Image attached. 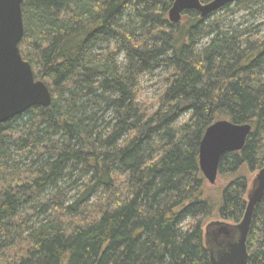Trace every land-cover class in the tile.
<instances>
[{
	"label": "trees",
	"instance_id": "1",
	"mask_svg": "<svg viewBox=\"0 0 264 264\" xmlns=\"http://www.w3.org/2000/svg\"><path fill=\"white\" fill-rule=\"evenodd\" d=\"M173 2H23L20 52L52 101L0 123V264H211L206 222L242 220L264 167V0L179 23ZM224 119L252 130L211 193L199 147ZM247 248L264 264V195Z\"/></svg>",
	"mask_w": 264,
	"mask_h": 264
},
{
	"label": "water",
	"instance_id": "2",
	"mask_svg": "<svg viewBox=\"0 0 264 264\" xmlns=\"http://www.w3.org/2000/svg\"><path fill=\"white\" fill-rule=\"evenodd\" d=\"M25 0H0V123L24 113L32 106H49V86L37 80L31 64L20 52L25 33L22 4ZM235 0H174L169 21L179 23L187 10H197L202 18ZM252 130L248 123L218 120L205 131L199 147V165L205 179L215 184L219 164L227 152L240 151ZM264 195V167L258 170L247 192V206L242 220L229 223L211 221L205 227V243L211 264H249L247 238L256 205Z\"/></svg>",
	"mask_w": 264,
	"mask_h": 264
},
{
	"label": "rangeland",
	"instance_id": "3",
	"mask_svg": "<svg viewBox=\"0 0 264 264\" xmlns=\"http://www.w3.org/2000/svg\"><path fill=\"white\" fill-rule=\"evenodd\" d=\"M144 84H145L146 89L144 90L143 97L144 98H150V99L151 98H154L155 97V94H156V92L158 91V88H159V83L157 81V78L155 76L146 77ZM257 172L258 171L250 172L249 170H246V175H247V178H248V191L252 187L253 179L256 176ZM226 182H227V179L226 178H222V177L218 176L217 177V181H216L215 184H210L207 181V186L210 189L211 193H217L219 187L222 186ZM36 218H37V216H34L32 218V220H34ZM217 220H221V219H219L218 217H214L213 219L208 220L206 222L205 226H204V232H205V227H206V225L209 222H211V221H217ZM229 223H232V222H229Z\"/></svg>",
	"mask_w": 264,
	"mask_h": 264
}]
</instances>
